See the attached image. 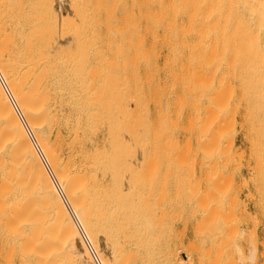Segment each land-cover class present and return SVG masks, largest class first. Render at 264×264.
Segmentation results:
<instances>
[{
	"label": "bare ground",
	"instance_id": "bare-ground-1",
	"mask_svg": "<svg viewBox=\"0 0 264 264\" xmlns=\"http://www.w3.org/2000/svg\"><path fill=\"white\" fill-rule=\"evenodd\" d=\"M160 55L163 73L154 84ZM223 64L233 71L221 72ZM0 75L21 116L0 84L8 264L133 263L138 254L124 252L126 245L156 225L152 203L160 193L152 202L151 184L159 165H170L171 108H187L182 118L202 150L210 137L212 147L222 145L218 136L230 129L235 82L264 102V0H0ZM140 239L133 247L150 251L153 239L151 247ZM236 250L241 264H255L254 246Z\"/></svg>",
	"mask_w": 264,
	"mask_h": 264
},
{
	"label": "rangeland",
	"instance_id": "rangeland-1",
	"mask_svg": "<svg viewBox=\"0 0 264 264\" xmlns=\"http://www.w3.org/2000/svg\"><path fill=\"white\" fill-rule=\"evenodd\" d=\"M126 55H128V54H126ZM126 55H124L125 57H123V58L130 60L131 58L129 59V56H131V55H129V56H126ZM161 55L157 60V64H156V65H158V66H156L157 69L155 68L156 69L155 70L156 71L155 77L158 75L157 76L158 78H155L154 84L158 83L159 78L162 76V73H163V69L161 68V66H162L161 61H162L163 56H161ZM260 57H262V56L260 55ZM223 65L225 66V64H223ZM230 66L229 65L227 67L222 66L223 68L220 67L221 72H223V73L232 72L233 67L231 68ZM159 67L162 70H160ZM229 69H231V70H229ZM176 70H178V69H176ZM181 70H182V72L186 71V69L180 68L178 70V73H181ZM157 71H158V74H157ZM234 84H233L234 93L232 91V94H233L232 98H233L234 104L233 103L231 104V111H230L231 114L230 115H232V116H230V118H229V120L231 121L230 122L231 125L228 126V128L226 127L227 130L229 128L230 129L228 130V132L225 129L226 130L225 132H227V133L222 134L223 136L220 135V133H218V134L214 133L211 135L212 137H215V135H216V137H217V135H220V136H218V138L221 137V139H220V141L218 139V143L219 144L222 143V145L212 147L211 144L214 145L215 143H214V141L213 142L211 141L213 139L210 137L211 143H208V144L211 147H208L207 146L208 144L205 145L208 148L203 146V147H205V149H202V150H200L201 148H199V147H195V144H194L195 141L192 138L193 136L191 134H189L187 131V123L185 121L186 117L182 118L183 115L186 116L187 108L186 109L181 108L179 111H177V109L180 107H178V108L172 107L171 108L170 113H171V111H172V113L170 115V119H172V120H170V121L174 122V123H173V126H170L168 123L166 125L168 127H171V130L168 127H166V128L169 129V132H168L169 142L170 141L173 142L172 146H174L172 149L169 147V146H171V143H170V145H168V150H170V152L168 153L170 155H168V156H170L171 158L169 157L170 161L167 158L168 162H170V163H168V162L167 163L170 164L171 166L166 164V170H164V171H166V174L163 171L164 165H159V167L163 166L162 170L158 169L159 167H156L158 169V171L155 169L157 171L155 173V175L157 177L159 175H160V177L164 174L165 175L161 178V180H159L160 177H158L159 178L158 179L154 175V179L156 177V181H159V182H156L153 179L152 184L154 183V185L151 184V186H153V192L155 193V194L153 193L154 197H153L152 202L156 201V200H154L155 198L156 199L159 198L157 200V202L155 203V204L159 203L158 205H155L154 203H152V209L156 208V210L154 209L155 211L152 210V216H154V217L157 216L159 218L153 217V220L156 219L155 220L156 225H153V224H155L154 222L152 224L153 225L152 227H154V229L152 228L154 230L153 236L149 235V230L151 233L153 231L151 229V227L150 228L145 227V230H146V228L148 229V230H146L148 232L147 233L148 236L146 238V236L143 235L146 231L142 230L143 229V227H142V228H140V230H138L136 232L137 238L135 239V240H137V242L135 241L137 243V245L139 243L138 240L142 237L140 240L146 241L147 245H149V247L152 246V249L154 248L153 250H156V248L158 247L157 248L158 253H157V251H154L158 255L156 253H154L153 251L150 253V251L152 250L151 248H150L151 249L150 251L149 250L147 251V249H149V248H146L147 247L146 245H145L146 247H144L143 244H141L142 247L144 248L143 250H142L140 244H139V247L141 249L138 246H137L138 250L135 249L136 248V244L134 246L135 242L133 243L132 246L130 244L126 245V249L124 250V252H126V250H128V252L132 251L133 255L129 254L130 256L131 255L134 256V253L137 252L138 255L133 257V259L136 262L140 260L139 262H137V264H142L141 263L142 261L145 264H147L146 262H148V261H149L148 262L149 264H151V263L157 264L158 261L161 262V263L158 262V264L159 263L160 264H169V263L170 264L171 263L181 264L182 261L177 260L178 259V253H179L178 249H181V252H184L186 255L189 256L186 263H182V264H241L239 262V259H238L239 255L237 253L238 251L236 250V248L239 247V249H242L243 253L246 254V252L248 251L247 249H249L251 246H254V248L257 249V259H256L255 264H264V151H263L264 150V132H263L264 131V124H263L264 123V117H263V115H264L263 114L264 113L263 112L264 111L263 110L264 109V102H262L261 99L258 100L257 98H254L253 96L251 97V94H250L251 92H249L250 89L248 88L249 87L248 85H246V84H243V85L240 84L239 85L238 82H237V84H236V82ZM157 86L155 87V89H156L155 92L157 93V91H158V93H159V89ZM238 86H240V88ZM245 87H246V89H245ZM173 91L174 90H172L170 92L171 97L174 95ZM176 91L180 92L179 89L178 90L176 89ZM241 91L242 92L244 91V93H242ZM234 95H235V97H234ZM157 99H158V97L156 98V100ZM255 99L257 100V102L254 101ZM258 102L261 104H259ZM261 107H263V108H261ZM155 110H156V112H155ZM154 112H155V114H154V117H155L156 113H157V107L154 109ZM174 112L177 113L179 117L177 116V114L175 116ZM179 113L182 115H179ZM257 113H259L260 117L258 116ZM173 117H174V119H173ZM233 117H234V119H233ZM183 119H185V120H183ZM232 119H233V121H232ZM179 121H181V123ZM156 122L157 121H156V117H155V124H156ZM175 122H176V125L178 123L179 127H176ZM256 124H258V125H256ZM185 125H186V128L184 127ZM157 126H158V123H157ZM182 127H183V129H182ZM184 128H185V130H184ZM165 131L167 132V130H165ZM171 133H172V135L170 136L169 134H171ZM174 133H175V135H174ZM227 134H229V135H227ZM233 134H234V136H233ZM170 137H172V139L173 138L176 139V142H177L176 148H175L176 142H174V139L172 141L170 139ZM188 138H189L191 144L187 145L188 146V149H187L185 142ZM191 138H192V140H191ZM214 140L216 141L217 139L214 138ZM184 145L186 146L185 148H184ZM182 146H183V149H182ZM192 146H194V147H192ZM195 149L197 150L196 153H195ZM187 150H189V152ZM186 152H187V154H186ZM203 153H205V154L209 153L210 156L208 157V154L205 155ZM187 155H188V157H187ZM173 160H175V161H173ZM208 160L210 161V163ZM0 161H1V159H0ZM1 163L2 164H0V176H1L0 179H2V178L5 179L4 185L0 184V185H3V188H1L3 191L0 189L1 190L0 192H2L0 194H3L2 196H0V200L1 199L3 200V198H5L4 196L7 197V190L5 189L6 191H4L5 184H7V183H6V177H4V175H2V173H1L2 172L1 170L3 168V166L1 167V165H3V160L1 161ZM223 164H224V166H223ZM167 166H169L168 168H169V170H171L170 172L167 170ZM236 166H237V168H236ZM3 170H4L3 172L6 176V168ZM167 171H168V174H167ZM158 172H159V174H158ZM162 172L164 174H162ZM182 172H184V173H182ZM165 177H168V178L166 179ZM4 179H2V181ZM160 181L161 182L163 181V184H165V185H163L164 187H162L158 184V183H160ZM1 183H3V182H1ZM157 185L160 187L157 188ZM154 187H155V189H154ZM190 187H192V188H190ZM193 187H195V188L193 189ZM160 188H163V189L165 188L166 192H164L165 190L163 191ZM158 189H160V191ZM157 192L160 193V195L158 194L159 195L158 198H157ZM161 192H164L165 194L163 193L161 195ZM189 192H190V194H189ZM228 197H229V199H228ZM160 198H162V199L160 200ZM196 198H197V201H196ZM5 200H7V199H5ZM199 203H200V205H199ZM4 205H6V209H7V203ZM158 207H160L162 209H159ZM2 208H0V220L2 218L1 214H3V216L5 217L6 212H7L4 210H3L4 212H2L1 211ZM157 211H158V213H157ZM156 213H157V215L155 216ZM159 214L161 215V217ZM220 215H222V216H220ZM164 217L166 218V220ZM162 221H164V222H162ZM2 222L4 223L3 219H2V221H0V264H8L9 263L8 262L9 261L8 238H7V241L6 240L4 241V239H6V237H7V235L5 232L6 228H4L5 225ZM157 223H158V227H156ZM159 223H161V225ZM169 228H170V230H169ZM3 230H5V231H3ZM158 230L160 231V233H158L159 232ZM243 230L245 232V234H244L245 236L243 235V237H242V236H240V234L243 232ZM2 232H4V233H2ZM155 233L157 236L154 235ZM158 234H159V236H158ZM142 235L147 240H145V238H143ZM154 236H155V238H154ZM148 237H149V241H151L152 239L156 240V239L160 238V239H162L163 243L160 240H159L160 242L155 241L156 245H158L157 247L155 245V247H156L155 248L153 245L154 241L152 240L151 242H153V244H151V242L148 241ZM164 237H165V239H164ZM225 240L228 242H226ZM146 242H144V243L146 244ZM148 242L151 244V246ZM164 242H165V244H164ZM141 243H143V242H141ZM250 244H251V246H250ZM129 246H131V247H129ZM164 246H165V249H163ZM129 249H130V251H129ZM145 249L150 254L154 253V254H152V256H153L152 260L149 259V257L151 258L150 254L148 255L146 251L145 252L149 257H147V255L145 254V252H144ZM142 251L144 254L142 253ZM124 252H123V254H124ZM167 252L169 254H167ZM171 252H173V255H171ZM165 253L167 255H169L170 258L165 257V260H164V256L166 255ZM155 254H156V257H155ZM161 254L163 255V257ZM139 255H141L142 258L138 259L140 257ZM145 256L149 259L148 261H147V258ZM121 257L122 256H120L119 258H121ZM124 257H125V255H123V258ZM158 257L160 260L157 261ZM160 257L163 259L162 261H164V262L168 261L169 263H164V262L162 263ZM114 258L116 260L118 257L117 258L114 257ZM119 258H118V260H119ZM171 258H173V259H171ZM3 259H5V260H3ZM118 260H117V262H118ZM134 260H132L133 263L135 262ZM233 261H234V263H233ZM119 263L120 262H118L117 264H119ZM122 263H123V260H122ZM128 263L133 264L130 260L128 261ZM114 264H115V262H114Z\"/></svg>",
	"mask_w": 264,
	"mask_h": 264
},
{
	"label": "built area",
	"instance_id": "built-area-1",
	"mask_svg": "<svg viewBox=\"0 0 264 264\" xmlns=\"http://www.w3.org/2000/svg\"><path fill=\"white\" fill-rule=\"evenodd\" d=\"M0 84H1V86L3 87V89H4L5 93L7 94V96L9 97V100H10V103H11L12 107H13L14 110L17 112L18 116L21 118V116H20V114H19V112H18V110H17L16 104L14 103L12 97L10 96L9 91H8V89H7V86H6V84H5V82H4V79L2 78L1 75H0ZM26 131H27V133H28L30 139L33 141V137H32V135H31V133H30V131H29V129H28L27 127H26ZM33 144L36 146V144H35L34 141H33ZM36 148H37V146H36ZM58 190H59V189H58ZM59 191H60V190H59ZM71 214H72V212H71ZM72 216L74 217L73 214H72ZM74 219H75V217H74ZM76 223H77V221H76Z\"/></svg>",
	"mask_w": 264,
	"mask_h": 264
}]
</instances>
